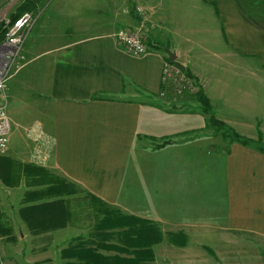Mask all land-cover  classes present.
I'll return each instance as SVG.
<instances>
[{
    "label": "crops",
    "instance_id": "0c3cea01",
    "mask_svg": "<svg viewBox=\"0 0 264 264\" xmlns=\"http://www.w3.org/2000/svg\"><path fill=\"white\" fill-rule=\"evenodd\" d=\"M43 2L34 55L25 44L4 99L24 117L33 110L36 124L24 131L54 140L43 163L29 164L77 189L54 197L71 217L49 233L70 235L62 230L77 223L71 205L94 197L159 227L164 240L150 264H264V154L208 133L210 116L194 95L182 106L159 97L168 49L215 120L249 139L264 136V0H41L35 12ZM139 24L159 48L132 56L115 34ZM24 187L20 208L43 202H25L26 194L47 186ZM168 234H183L184 245ZM64 251L61 264H82Z\"/></svg>",
    "mask_w": 264,
    "mask_h": 264
},
{
    "label": "trees",
    "instance_id": "16d2710c",
    "mask_svg": "<svg viewBox=\"0 0 264 264\" xmlns=\"http://www.w3.org/2000/svg\"><path fill=\"white\" fill-rule=\"evenodd\" d=\"M40 1L24 0L15 9V12L9 15V18L13 21L24 12H35ZM3 32L1 24L0 39L3 37ZM146 40L148 45L159 48L158 45H154L152 40L148 38ZM167 61H169L168 58ZM183 74L191 77L188 70H185ZM193 97L202 105L204 113L210 116V125L221 130L225 139L242 146H250L264 154V142H261L260 138L251 140L242 137L230 127L215 120L210 112V103L201 89ZM22 181L27 187L47 186L44 191L40 189L26 194L25 202L42 200V203L31 204L19 209V216L27 225L28 230L37 234L64 227L71 214L69 209L64 206V202L54 200V197L63 193L66 195L76 194L77 189L42 167L35 164L21 163L7 156H0L1 184L7 188H16ZM78 199L81 198L75 200ZM89 199L95 204L99 202L98 207L95 208V213L99 216V219L95 222L89 238L86 241L76 238L72 243H77L68 246L64 251L65 254L75 256L82 264H150L154 258L152 248L164 240L159 227L150 221L123 214L119 210L110 209L94 197ZM0 234L6 236L9 242L15 243V237L12 235L10 227L5 226L4 222H0ZM113 239L117 243H110ZM167 240L177 246H183L185 243L183 234H168ZM100 249L113 251L115 255H103L99 252Z\"/></svg>",
    "mask_w": 264,
    "mask_h": 264
},
{
    "label": "rangeland",
    "instance_id": "374dc122",
    "mask_svg": "<svg viewBox=\"0 0 264 264\" xmlns=\"http://www.w3.org/2000/svg\"><path fill=\"white\" fill-rule=\"evenodd\" d=\"M23 1L24 0H0V15L6 13L10 15L14 13L15 9ZM44 6L45 3L43 2L42 6L38 8L37 11L38 19L43 14V12H45L48 4L45 7ZM34 29L31 33V36L29 37V40L26 42L25 45V53L27 52L28 55H30L31 57L34 55V46L36 45L35 42L33 41V35H32L34 33ZM34 71H35V61L31 63L30 67L26 69L23 72V74L30 76L31 74L34 73ZM4 93L5 90L0 96V102L1 104L4 103L11 122L9 148L8 151L4 154V156L11 157L12 159H20L17 161L25 164H29V163L36 164L40 162L43 163L45 161L44 157H46L47 159L49 157L50 152H48L47 149H45V146L43 150L41 148V145L35 144L31 140L29 132L24 131L25 128L29 126H34L36 124L35 122H33L35 119L34 118L35 114L33 110L27 109L25 113V117L22 116V114H20L19 112H15V110H13L14 105L13 104L11 105V103L8 100L5 101ZM188 100L189 99L185 100L184 98L183 100H178L175 101L174 103L177 104V106L178 105L182 106L183 102ZM206 126L212 127L214 132L209 130L208 133H213L218 138V140L220 137L225 139V137L222 135L221 130H218L217 128L211 126L210 124H206ZM255 136L256 138L251 140H257L260 138L261 142L262 141L264 142V138H263L264 136L261 134L260 131ZM242 137L248 138L247 136H242ZM50 145L52 147L50 150L53 151V147L55 146V144L53 145L50 143ZM30 146H31V150L29 151ZM41 149L42 151L39 155V158L34 160L33 158L34 154L35 153L39 154V151ZM27 153L29 154L28 156H26ZM30 154L33 155V157H31ZM24 192H25V187L23 183L20 186L13 189L6 188L0 183V222L1 223L4 222L5 226L6 225L9 227L11 226L10 227L11 233L15 237V243L12 242L10 243L9 240H7L6 236L0 234V258H3V256L5 255L11 257V260L13 262L5 261L4 264H8V263L9 264H61V260L58 259L60 250L67 249V246L70 242L71 244H76L77 242L72 243L75 241V237L76 238L78 237L79 239L85 241L89 238L90 233H92L93 231L92 227L94 223L97 222V220L99 219V216L96 215L95 213V208H97L98 205L89 201L88 198L78 199L76 202H74V205H71L72 208L71 212L72 214L74 213V219L77 221V223L73 222V224L70 226V227H74L72 229L62 230V233L67 234L68 232H70V235L68 236L62 235L60 233H49V232H44V235H42L43 233L33 234V233H29L25 228L21 227V223L18 218V209L23 205ZM110 243H117V242L115 239H113L112 241H110ZM43 248H45V250L42 252ZM161 249L162 248L160 247L157 248V253H159L158 255H161ZM99 252L101 254H105L108 256L115 254V252L113 251H107L102 249H100ZM28 260L31 261L28 262ZM63 263L64 262H62V264Z\"/></svg>",
    "mask_w": 264,
    "mask_h": 264
},
{
    "label": "built area",
    "instance_id": "2783aa9c",
    "mask_svg": "<svg viewBox=\"0 0 264 264\" xmlns=\"http://www.w3.org/2000/svg\"><path fill=\"white\" fill-rule=\"evenodd\" d=\"M38 20L37 12H24L16 20H11L9 14L0 15V25L2 24L3 37L0 39V96L4 92L7 82L17 73L25 64L26 59L23 54V48L26 44L33 28ZM115 39L123 50L132 56L146 55L150 48L144 35V26L139 24L135 28H120ZM162 83L165 89L160 91L159 97L167 99H181L186 95L196 94L200 88L191 78L183 75L173 62L165 61L161 72ZM166 99V100H167ZM11 131V122L4 104L0 102V156H3L9 148V136ZM31 140L44 146L48 152L54 145V140L45 136L39 129H30ZM39 154H34V160L39 158Z\"/></svg>",
    "mask_w": 264,
    "mask_h": 264
},
{
    "label": "water",
    "instance_id": "95a60500",
    "mask_svg": "<svg viewBox=\"0 0 264 264\" xmlns=\"http://www.w3.org/2000/svg\"><path fill=\"white\" fill-rule=\"evenodd\" d=\"M167 57L169 59V61L173 62L175 67L180 70L181 72H184V67L177 62V56L175 53L170 52L168 49L165 50Z\"/></svg>",
    "mask_w": 264,
    "mask_h": 264
}]
</instances>
